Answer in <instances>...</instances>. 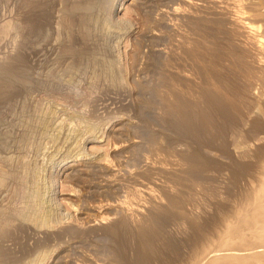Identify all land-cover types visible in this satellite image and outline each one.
Segmentation results:
<instances>
[{"label":"rangeland","instance_id":"obj_1","mask_svg":"<svg viewBox=\"0 0 264 264\" xmlns=\"http://www.w3.org/2000/svg\"><path fill=\"white\" fill-rule=\"evenodd\" d=\"M205 104L229 121L197 172L167 120ZM263 182L264 0H0V264H121L120 222L146 264L251 259L218 235Z\"/></svg>","mask_w":264,"mask_h":264},{"label":"bare ground","instance_id":"obj_2","mask_svg":"<svg viewBox=\"0 0 264 264\" xmlns=\"http://www.w3.org/2000/svg\"><path fill=\"white\" fill-rule=\"evenodd\" d=\"M85 1V0H84ZM154 1H157V0H153ZM159 1V0H158ZM41 4V3H39ZM107 7V6H106ZM142 7V6H141ZM153 7V6H152ZM130 8V7H129ZM92 10V9H91ZM176 10V9H175ZM77 11V10H76ZM166 11V10H165ZM173 12V11H172ZM45 13V12H44ZM176 13V12H175ZM37 14V13H36ZM40 14V13H39ZM38 14V15H39ZM236 14V13H235ZM238 17H241L240 14L237 16V20H238ZM37 18V17H36ZM41 18V17H39ZM235 18V16H234ZM240 19V18H239ZM242 19V18H241ZM240 19V20H241ZM42 20V19H41ZM238 20V21H240ZM34 21V20H33ZM38 21V20H37ZM41 22V21H40ZM40 22H37L36 23V27H37V24ZM243 22V21H242ZM240 22V23H242ZM244 23V22H243ZM242 23V24H243ZM35 24V22H34ZM38 24V25H39ZM41 25V24H40ZM45 25V24H44ZM245 25V24H244ZM34 26V25H33ZM250 26V25H248ZM254 26V25H253ZM41 26H39L40 28ZM251 27V26H250ZM252 28V27H251ZM257 28V27H256ZM247 29V27H246ZM254 28H252V30H249L250 32L253 31ZM257 31V30H256ZM40 32V31H39ZM80 32V31H79ZM245 32V31H244ZM248 34V33H247ZM82 36V35H81ZM71 37V36H70ZM83 38V37H82ZM70 39V38H69ZM78 39V38H77ZM81 39V38H80ZM85 40V38H84ZM72 41V40H71ZM258 41V40H257ZM262 41V40H261ZM73 43V42H72ZM76 43V42H75ZM80 43V42H79ZM78 43V44H79ZM90 43V42H89ZM77 44V45H78ZM82 44V42L80 43ZM262 45V44H261ZM85 46V45H84ZM90 46V45H89ZM75 49H77L75 47ZM80 50V49H79ZM90 50V49H89ZM262 50V49H261ZM76 51V50H75ZM88 52V51H87ZM81 54V53H80ZM25 66V65H24ZM160 81H167L165 78H162ZM156 91L158 92L159 89H158V86H156V88L153 89V96L152 98L148 99L147 101V106H152L155 102H156V99L157 96L156 95ZM190 108L192 109V111H190V109H188V107H181V108H178L177 110H174L176 112H172L169 114V116H171L168 120H167V126H169L170 128L174 129L177 134H178V137L180 139H183V140H186V143L188 144L189 142V145L190 147L188 148L187 150V154H186V160L188 161V163L191 164V167L192 165L193 166H198L194 169L196 170L197 168L200 170V168H203L204 166L207 167L206 165L204 164H211V163H208V161H206V159L204 160V158H202L201 156V151H202V148L201 146L204 145V144H208V142L212 141V142H215L217 140H215V136L212 135V132L216 130H218V127L221 123L224 124L225 122L227 123L229 121V118H227L226 120V116L223 115V113L225 112H220V110H218V108H211L209 107L207 104H205L204 106L202 107H197V106H190ZM188 109V110H187ZM228 113V112H227ZM226 114V113H224ZM232 114V113H230ZM234 115V114H233ZM232 115V116H233ZM203 122H205L203 124ZM234 125H232L233 127ZM217 128V129H216ZM231 128V127H230ZM220 129V128H219ZM210 130V131H208ZM208 131V132H207ZM218 132V131H217ZM214 133V132H213ZM222 134V133H221ZM219 135V134H218ZM218 135L217 138H218ZM118 136V135H117ZM214 136V137H213ZM221 140V139H220ZM218 140V141H220ZM217 141V142H218ZM126 142V141H124ZM215 142V143H217ZM220 144V143H219ZM117 146V145H116ZM94 149V148H93ZM203 153V152H202ZM206 154V153H204ZM205 156V155H204ZM102 158V157H101ZM105 161V160H104ZM211 161V160H210ZM79 164V163H77ZM76 163L72 164L69 168L68 171L72 170L69 172V176H71L70 174H72L73 172L78 173L79 172H83L85 171V167L87 166L86 164H83V163H80L79 165H77ZM196 164V165H195ZM201 164V165H199ZM100 165V164H98ZM102 165V164H101ZM105 165H107L105 163ZM214 165V164H213ZM112 166V165H111ZM110 166V167H111ZM203 166V167H202ZM211 166V165H210ZM209 166V167H210ZM215 167H217V165H214ZM211 167V169H219L221 167ZM79 167V168H78ZM109 167V166H108ZM200 167V168H199ZM239 167V166H237ZM236 167V169H237ZM101 168V167H100ZM103 168V167H102ZM119 169V168H118ZM193 169V168H191ZM205 170V168H203ZM207 169V168H206ZM210 169V168H209ZM235 169V165H234V168ZM109 171L111 172V176L108 175V177H103L104 181V184L103 182L99 184V187H104L105 185L107 186H114L116 185L115 184V179H113L112 176H116L117 173L115 169L113 168H110ZM120 171V170H119ZM197 171V170H196ZM202 171V170H200ZM236 171V170H235ZM90 172V171H89ZM199 172V171H197ZM236 174H239L238 172H235ZM80 174V173H79ZM234 174V175H236ZM79 176V175H78ZM104 176V175H103ZM80 177V176H79ZM77 178V177H76ZM117 183V181H116ZM109 184V185H108ZM148 188V187H147ZM151 188V187H150ZM139 191V190H138ZM129 193V192H128ZM152 193V191H151ZM126 194V193H125ZM91 198V197H90ZM119 198V197H118ZM151 198V197H150ZM101 200V199H100ZM117 199L115 200H109V201H106V203L100 205V209L101 208H111V206L117 204L118 202L116 201ZM119 201V200H118ZM121 201V200H120ZM248 201V202H247ZM245 204H243V207L240 208V210H235V214H232L230 216H232V218H228L226 220V231H225V236H223L222 233H220L218 236L222 239V242L226 239L228 242L229 245H237V248L239 247L240 249H243V248H247V247H250V250L253 248L254 251L256 252H253L254 255H258L260 254L261 255V252L260 250L263 249H259V247H261L262 245H264V182L263 184L261 185L260 189L258 190L257 194H255V197H252L249 198L247 200ZM97 202V201H96ZM121 203V202H119ZM118 203V204H119ZM123 203V202H122ZM143 203V202H142ZM72 204V203H71ZM99 205V204H98ZM121 205V204H119ZM117 205H115L116 207ZM128 206V205H127ZM77 207V206H76ZM95 207V206H94ZM114 207V206H113ZM120 207V206H119ZM144 207V206H143ZM67 209V208H66ZM45 211V210H44ZM99 211V210H98ZM239 211V212H238ZM238 214V216H236ZM100 216V215H99ZM93 219V218H92ZM166 219V218H165ZM105 221V220H104ZM156 221H158V227L159 228H162V225L164 223V218H161L160 216L157 218L156 217ZM56 222V221H55ZM88 222V221H87ZM110 229V228H109ZM153 229H148V228H140L138 231L139 233L142 235L143 238H146V242H147V248L148 250L150 245L154 246L153 247V250L155 249L157 253V257L158 258H162V251L160 250V245H159V242H158V238L159 236L157 237L156 234L154 233H159L158 231H152ZM161 230V229H160ZM137 234V233H136ZM136 234H134L130 229L129 227L127 226V224L125 222H120L118 224H115L114 226H111V229L109 231V237H113V239L117 238V240H119V243L115 249V254H116V259H118L119 261H121L122 263L121 264H146L144 263L145 260L147 259V254L148 253H145V252H142L141 250L144 249V246H146V243L141 246V250H138L133 257L129 256V251H130V239L134 238L136 236ZM137 237V238H136ZM135 238L136 239H141L140 238V235L139 237L136 236ZM134 238V239H135ZM219 240V239H218ZM139 241V240H138ZM142 240H140L141 242ZM137 242V241H136ZM143 242V241H142ZM225 242V243H226ZM224 243V244H225ZM222 244V245H224ZM228 244H226L228 246ZM137 245V244H136ZM221 246V244H219ZM225 245V246H226ZM139 246V247H140ZM149 246V247H148ZM151 246V247H152ZM169 249L171 250H177V246H175V243L170 241L168 243V246H167ZM138 248V246H137ZM146 248V247H145ZM157 248V249H156ZM233 248V247H232ZM129 249V251H128ZM248 249V248H247ZM148 250H146V252H148ZM249 250V251H250ZM145 251V250H144ZM152 251V250H151ZM150 251V252H151ZM243 252V250H240ZM239 251V252H240ZM246 251V249H245ZM264 251V250H263ZM152 252V253H154ZM178 252V251H177ZM252 252H248V253H251ZM151 253V254H152ZM159 253V254H158ZM232 253V252H231ZM241 253V252H240ZM232 253V254H226V253H222V256L221 257H218V258H215L213 260L210 261V264H219L220 262H222V260H226L229 264H232L234 260H237L238 264L240 263V261L242 262V264H252L251 263V260H252V257L253 258H256V256L254 257L251 256L249 259L247 255V251L246 252H243V253ZM246 253V254H244ZM150 254V253H149ZM153 255V254H152ZM152 255H149V256H152ZM155 255V254H154ZM211 255V254H210ZM217 255V254H216ZM148 256V257H149ZM212 256V255H211ZM154 256H152L153 258ZM208 257V256H207ZM151 259V258H150ZM156 259V258H155ZM260 259V257H259ZM148 260V259H147ZM146 260V261H147ZM160 260V259H158ZM257 260V259H256ZM149 261V260H148ZM147 261V262H148ZM261 261V259L259 260ZM257 261V262H259ZM225 262V261H224ZM235 262V261H234ZM263 262H264V259H263ZM226 263V262H225ZM227 263V264H228ZM224 264V263H223ZM235 264V263H234ZM237 264V263H236ZM241 264V263H240Z\"/></svg>","mask_w":264,"mask_h":264}]
</instances>
